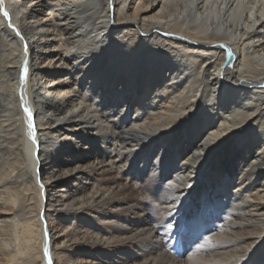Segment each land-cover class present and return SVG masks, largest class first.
<instances>
[{
    "label": "bare ground",
    "instance_id": "6f19581e",
    "mask_svg": "<svg viewBox=\"0 0 264 264\" xmlns=\"http://www.w3.org/2000/svg\"><path fill=\"white\" fill-rule=\"evenodd\" d=\"M0 264H264V0H0Z\"/></svg>",
    "mask_w": 264,
    "mask_h": 264
},
{
    "label": "rangeland",
    "instance_id": "374dc122",
    "mask_svg": "<svg viewBox=\"0 0 264 264\" xmlns=\"http://www.w3.org/2000/svg\"><path fill=\"white\" fill-rule=\"evenodd\" d=\"M181 244H182V243H181ZM174 246H175V244H173L172 247L174 248ZM164 247H165V249H166V246H164ZM184 249H185V250H184V253H188V252H189V250H187V249H189V247H185ZM166 251H168L170 254H172V253H171V249H170L169 247H167ZM184 253H183V254H184ZM183 254H182V255H183Z\"/></svg>",
    "mask_w": 264,
    "mask_h": 264
},
{
    "label": "snow or ice",
    "instance_id": "6c2138e0",
    "mask_svg": "<svg viewBox=\"0 0 264 264\" xmlns=\"http://www.w3.org/2000/svg\"><path fill=\"white\" fill-rule=\"evenodd\" d=\"M4 15L7 16V13L5 12ZM24 72L26 74V72H27V69L26 68L24 69Z\"/></svg>",
    "mask_w": 264,
    "mask_h": 264
}]
</instances>
